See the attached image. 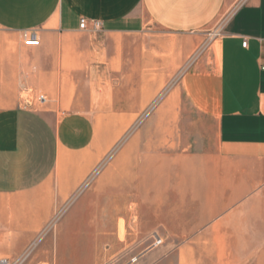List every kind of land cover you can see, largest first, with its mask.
<instances>
[{"label": "crops", "instance_id": "1", "mask_svg": "<svg viewBox=\"0 0 264 264\" xmlns=\"http://www.w3.org/2000/svg\"><path fill=\"white\" fill-rule=\"evenodd\" d=\"M151 28L196 48L179 81L188 107L169 98L141 135L126 136L115 176L94 177L91 240L65 204L123 133L118 119L135 114L127 41ZM31 32L38 46L24 45ZM104 116L102 146L95 118ZM263 206L264 0H0V259L81 264L87 245L100 261L109 244L117 261L150 264L155 254L123 248L155 228L177 242L228 244L236 234L219 230L252 227ZM71 238L76 252L65 258Z\"/></svg>", "mask_w": 264, "mask_h": 264}, {"label": "rangeland", "instance_id": "2", "mask_svg": "<svg viewBox=\"0 0 264 264\" xmlns=\"http://www.w3.org/2000/svg\"><path fill=\"white\" fill-rule=\"evenodd\" d=\"M128 60H133L134 66V105L135 114L131 121L127 118H119L117 121L119 133L118 140L112 147L102 149V157L95 168L90 172L79 189L72 194L65 204V218L72 215L71 220H80L86 223V232L93 239V226L97 221L94 212L93 180L95 176H115L111 173V162L125 151L126 136L141 135L143 125H149L156 118L154 115L158 108L168 107L167 100L174 96L177 105L187 108V102L180 89L179 81L188 70L195 58V46L184 37H174L166 32L151 28L148 34L131 37L128 39ZM204 45V44H203ZM202 49V48H201ZM204 49V47H203ZM196 54V53H195ZM148 64V65H147ZM148 78V79H147ZM147 81L149 84H147ZM166 104V105H164ZM97 124L101 123L100 144L103 146L111 137L110 117H96ZM154 147H157L154 142ZM124 158V154H123ZM121 176H126V166H122ZM134 176H141V168L134 166ZM101 199L102 211L109 208L108 193H103ZM82 207V215L74 212ZM261 214H251L254 217H262L259 221L251 222L252 227L237 230H219L218 235L224 237L229 232L233 237L228 238V244H207V239L201 242L190 243L189 239L177 242L176 239L162 233L161 229H151L148 240L139 245H127L123 249L155 254L157 257L150 264H264V206ZM74 213V214H73ZM103 216H105L102 213ZM109 220L104 218L100 224L107 228L105 236H109ZM77 229L75 230V232ZM104 234V233H103ZM126 236L125 225L119 221V239L124 241ZM76 239L71 238L65 244V258L67 254L76 252ZM185 241V242H184ZM236 242V243H234ZM90 252V258L80 262L81 264H125L122 260H115L109 256V244L101 246L102 260L94 261L99 256V246L90 244L86 246ZM88 258V257H87ZM135 261V258H133ZM14 262V261H12ZM24 264V260H19Z\"/></svg>", "mask_w": 264, "mask_h": 264}, {"label": "built area", "instance_id": "3", "mask_svg": "<svg viewBox=\"0 0 264 264\" xmlns=\"http://www.w3.org/2000/svg\"><path fill=\"white\" fill-rule=\"evenodd\" d=\"M87 27V22L86 20H81L80 24H79V28L81 30H85ZM101 28V24L99 22H93L92 23V30H99ZM24 45L25 46H30V47H34V46H38L39 45V39L37 37L36 32H31L29 37L24 41ZM243 46H246V42L243 43ZM38 102L43 103L44 102V97L43 96H38L37 97ZM0 264H20L19 260L17 261H9L6 259H0Z\"/></svg>", "mask_w": 264, "mask_h": 264}]
</instances>
